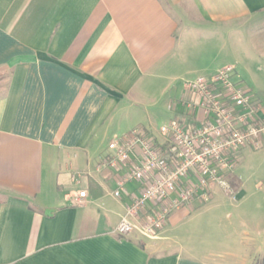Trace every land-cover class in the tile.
Masks as SVG:
<instances>
[{"label": "crops", "instance_id": "0c3cea01", "mask_svg": "<svg viewBox=\"0 0 264 264\" xmlns=\"http://www.w3.org/2000/svg\"><path fill=\"white\" fill-rule=\"evenodd\" d=\"M247 29L255 51L235 68L264 107V0H0V264H264V149L243 175L240 151L230 176L236 207L251 201L253 215L203 257L172 250L170 229L195 203L155 239L119 236L137 186L114 198L117 174L103 163L132 130L157 139L139 120L155 102L166 97L171 121L186 119L180 102L194 98L178 77L211 78L227 66L212 46Z\"/></svg>", "mask_w": 264, "mask_h": 264}, {"label": "built area", "instance_id": "2783aa9c", "mask_svg": "<svg viewBox=\"0 0 264 264\" xmlns=\"http://www.w3.org/2000/svg\"><path fill=\"white\" fill-rule=\"evenodd\" d=\"M181 87L194 98L180 102L186 119L162 126L157 139L136 129L108 145L103 163L117 174L113 197L119 199L128 184L138 191L116 227L119 236L136 232L155 239L175 211L207 204L214 188L235 201L227 180L235 156L264 149V107L242 86L234 66ZM85 197L79 192L78 204Z\"/></svg>", "mask_w": 264, "mask_h": 264}, {"label": "rangeland", "instance_id": "374dc122", "mask_svg": "<svg viewBox=\"0 0 264 264\" xmlns=\"http://www.w3.org/2000/svg\"><path fill=\"white\" fill-rule=\"evenodd\" d=\"M200 32L201 34H206L204 30ZM247 32H249L248 29L239 34L233 32L229 33L227 43L224 41L223 51H221V43L212 46L211 51H213V53L219 52L224 58L221 59L224 63L223 65L237 66V60L238 58H242V55L252 58L255 46L251 44ZM236 35H238V37L240 36L242 39L241 42H243L240 43V45H242V50L239 52L237 51L238 42ZM222 38H226V36ZM206 75L209 74L197 71L180 75L178 79H180V83L182 84L183 81L196 80L202 76L206 77ZM177 84L178 82L175 85ZM156 87L157 86H155V89ZM155 92H157V89ZM166 100L165 97L163 101L155 102L153 107L146 110L143 109V114L141 116L139 115L141 123H143L147 129L152 130L157 137H160L159 129L162 126L169 124L172 119V112L167 109L168 103ZM130 127V124H125L123 126L125 129H129ZM251 152L252 151L250 150L244 152V161L242 162L241 167L238 168V173L243 175L251 171L252 166H254V157ZM213 192L210 202L207 205L205 204L202 205V207L199 206L198 208L193 209L190 212V216L186 217V220L181 222L175 229H170V235H174L173 239H175L173 240L174 247L172 250L177 251L178 248L184 247L187 253H191L197 257H203L209 253L217 254L220 250L226 249L221 245V231L225 229L231 230L232 226L228 224L231 222H237L235 221V218H237L238 215L243 213L248 214V216L253 215L254 204L251 201L245 206V210L242 211L241 207L240 209L236 207L239 205V198L237 196L235 197V201H232L217 188H214ZM229 214L234 216V220H226V216ZM262 221L264 223V218H262Z\"/></svg>", "mask_w": 264, "mask_h": 264}, {"label": "trees", "instance_id": "16d2710c", "mask_svg": "<svg viewBox=\"0 0 264 264\" xmlns=\"http://www.w3.org/2000/svg\"><path fill=\"white\" fill-rule=\"evenodd\" d=\"M234 161H235V167H236V165H237V155L235 156ZM227 180L229 181L230 186L233 189H236V187H237L236 181L237 180L235 178H233V177H230V175L227 177Z\"/></svg>", "mask_w": 264, "mask_h": 264}]
</instances>
